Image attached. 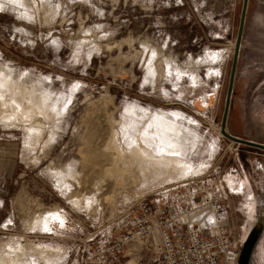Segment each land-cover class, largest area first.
<instances>
[{
  "label": "rangeland",
  "instance_id": "rangeland-1",
  "mask_svg": "<svg viewBox=\"0 0 264 264\" xmlns=\"http://www.w3.org/2000/svg\"><path fill=\"white\" fill-rule=\"evenodd\" d=\"M241 3L0 0V86L44 110L0 115V264H90L135 198L199 176L239 251L262 220L264 264V150L219 133ZM226 130L264 144V0H248ZM143 132H170L174 162L138 159Z\"/></svg>",
  "mask_w": 264,
  "mask_h": 264
},
{
  "label": "built area",
  "instance_id": "built-area-1",
  "mask_svg": "<svg viewBox=\"0 0 264 264\" xmlns=\"http://www.w3.org/2000/svg\"><path fill=\"white\" fill-rule=\"evenodd\" d=\"M224 206L207 177L159 186L125 208L123 228L90 247V264H237Z\"/></svg>",
  "mask_w": 264,
  "mask_h": 264
},
{
  "label": "bare ground",
  "instance_id": "bare-ground-1",
  "mask_svg": "<svg viewBox=\"0 0 264 264\" xmlns=\"http://www.w3.org/2000/svg\"><path fill=\"white\" fill-rule=\"evenodd\" d=\"M9 87H10L9 81H6V83H2V85L0 86V115L1 114L4 115V113L8 112L9 115H13L14 117H20L19 114L22 113L21 117L25 118V117L31 116L33 113H35V114L39 113V110L40 111L42 110V112L44 111L43 110V104L42 103L33 104V102L31 101V97H29L28 94L24 93L23 99L21 101L17 100L16 94L19 95V93L22 92V89L20 87H17V88L14 87V90H13L14 96H11V98H9L7 96L8 91H9ZM8 101L12 102L11 103L12 108H10V109H8L5 106V104ZM45 105H46V103H45ZM159 122H160V124L161 123H167L166 121H163V122L159 121ZM167 124H169V123H167ZM143 133L144 134L142 137L139 134V139L133 141V146L135 147V150L139 151V153L137 155H135L138 159H142L141 161H143L145 159L152 160L153 162H155V164H158V165H165V164H169L171 162H174V159L172 157H170L171 154H169V153L171 152V149L176 146V143L170 139V137H169L170 132H143ZM145 134H152L153 135V137H154L153 139L155 140L154 143H157L158 151L160 153L159 157H155V156L151 155L150 153H148V151H146V148L142 145V143H143L142 139L147 140ZM150 137H152V136L150 135ZM160 149H163V151H160ZM144 168L145 167H142V169H144ZM146 168H148V167H146ZM52 216H55L54 212H52L50 214H46V216L44 217L45 223L51 222V221H49V218Z\"/></svg>",
  "mask_w": 264,
  "mask_h": 264
},
{
  "label": "water",
  "instance_id": "water-1",
  "mask_svg": "<svg viewBox=\"0 0 264 264\" xmlns=\"http://www.w3.org/2000/svg\"><path fill=\"white\" fill-rule=\"evenodd\" d=\"M247 4H248V0H242L239 21H238V28H237L235 42L233 45V54H232V60H231V65H230L227 89L225 93L224 107H223V112H222V117H221V122H220V127H219V133L223 137L227 138L228 140L232 142L264 150L263 143H258L255 141L237 137L235 135L230 134L226 130V119H227L228 109L230 106L233 79H234L236 63L238 59L240 41H241L243 27H244ZM261 231H262V220L260 219L257 222V224L250 230L244 242L242 243L239 254H238V258H237V264H251L252 263L253 251L257 243V240L260 236Z\"/></svg>",
  "mask_w": 264,
  "mask_h": 264
},
{
  "label": "snow or ice",
  "instance_id": "snow-or-ice-1",
  "mask_svg": "<svg viewBox=\"0 0 264 264\" xmlns=\"http://www.w3.org/2000/svg\"><path fill=\"white\" fill-rule=\"evenodd\" d=\"M153 55H155V53H153ZM213 57H215V53L212 54ZM78 85H74V87H77ZM194 123V122H193ZM160 151H163V149H160ZM61 226H63V221H61ZM45 231H50V229L47 227V225H45Z\"/></svg>",
  "mask_w": 264,
  "mask_h": 264
}]
</instances>
